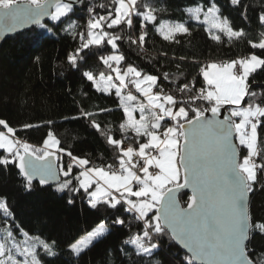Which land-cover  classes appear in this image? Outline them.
<instances>
[{"label": "snow or ice", "instance_id": "1", "mask_svg": "<svg viewBox=\"0 0 264 264\" xmlns=\"http://www.w3.org/2000/svg\"><path fill=\"white\" fill-rule=\"evenodd\" d=\"M112 2L115 5L114 13L88 20L87 41L77 53L68 57L73 66L77 65L79 51L92 45L99 47L106 37L107 43L113 49L117 48L116 41L121 37L110 36L104 31L105 26L108 29L121 25L132 28L133 16L142 18L141 29L145 27L144 22L156 21L154 9L150 6L144 12L139 11L138 0ZM73 3L74 0L67 3L63 0H26L27 6L21 8V0H0L2 17L9 22L3 31L13 32L27 23L39 24L44 16L60 21L73 12ZM231 3L240 5L241 0H231ZM49 8L54 11L49 12ZM188 11L196 20L203 13V23L209 24L210 30L225 33L229 39H239L245 35L243 30H234L227 18L221 17L215 5L208 7L207 11L199 6ZM259 19L264 25V15ZM69 26H74V23L70 22ZM157 31L165 40H174L178 34H188L189 28L183 23H161ZM146 35V32H142L138 37L141 45ZM261 37L258 43L248 41L252 48L264 50V33H261ZM211 38L220 41L218 35L213 34ZM132 43L137 41L132 40ZM101 58L109 68H112L111 62L119 64L124 60L123 55ZM258 69H264V58L255 53L219 65L211 63L201 69L206 88L192 94L194 85L184 83L178 89L188 93L187 100L167 94L163 88L153 91L158 85V77L143 75L131 65L123 72L119 67L112 68L119 86L112 83L111 76L105 78L102 75L100 81L106 80L102 87V83L97 82L91 73H85L98 91L109 93L111 88L116 89L115 95L120 98L127 117L121 128L133 133L136 138H143L144 142L137 139L138 148L125 147L123 140L108 137V142L119 150L118 170H112V165L89 168L87 165L90 161L68 152L71 160L67 169L61 168V171L64 176L71 177L73 164L84 169L75 177L79 186H73L72 180L66 179L58 184L56 190L78 193L83 189L91 197L90 206L94 209L99 203L111 208L126 205L125 211L135 213L134 219L143 222L142 234L125 241L126 244H134L136 254L141 257H153L160 247V239L168 236L190 253L185 256L186 264H264V257L258 261L250 259L246 244L254 233L264 234V222H254L250 213V194L257 190L256 186L260 183L258 173L264 175V149L258 147L257 131L264 124V104L252 102L251 98L257 93L250 90L249 83V77ZM164 78L167 80L168 75L165 74ZM128 83L147 103L141 102L138 108L133 107L137 96L131 93L122 95V88L127 87ZM246 97L249 98L247 106L241 107ZM196 101H205L208 107L202 110L199 104H195ZM226 105L232 106L230 115L219 119L221 108ZM137 110L140 113L138 119L134 116ZM208 111L212 119L206 118ZM235 118H239L238 122ZM92 123L99 131L100 125L95 121ZM0 125L13 137L0 132V149H4L10 157L0 159V165L16 163L26 181L24 186L27 191L32 190L36 178L41 186L48 184L56 175L51 158L54 155L52 149L61 151L59 141L49 133L43 148H35L16 139L14 129L5 121L0 120ZM24 127L31 128L33 125ZM234 134L239 145L247 150L242 162L237 146L233 144ZM93 185L96 186L95 190L89 192ZM183 188L191 189L187 208H181L177 198ZM68 202L73 201L70 199ZM0 212L5 218L14 216L6 198H0ZM114 223L124 224V220L116 218ZM2 232L0 264H42L36 251L37 245L47 255H56L52 246L39 237H29L27 232H23L25 239L21 245L10 228ZM105 232V225L101 223L87 234L86 239L81 238L70 245L71 252L79 257ZM17 256L23 257V260H18Z\"/></svg>", "mask_w": 264, "mask_h": 264}, {"label": "trees", "instance_id": "2", "mask_svg": "<svg viewBox=\"0 0 264 264\" xmlns=\"http://www.w3.org/2000/svg\"><path fill=\"white\" fill-rule=\"evenodd\" d=\"M212 5L234 30H243L245 35L229 39L223 32H213L220 36L218 42L211 38V32L201 22L190 19L189 9L199 6L206 11ZM149 6L154 9L155 23L144 22L145 27L141 29L142 18L133 16L132 28L121 25L108 29L105 26L104 31L110 36L121 37L116 41L117 48L113 49L106 37L99 47L92 45L79 51L76 66L69 63L68 57L77 53L87 41L88 20L114 13L112 0H81L68 17L57 22L49 20L9 37L0 48V120L14 129L15 138L41 148L51 133L61 149L54 157L59 160L62 156L59 166L64 169L70 159L68 152L90 161L87 167L118 163L119 151L108 142V137L123 140L134 148H138L137 139L144 141L121 128L126 118L115 93L98 91L86 79L85 73L95 77L108 75L101 57L115 53L123 55L124 60L118 65L121 70L131 65L143 75L157 76L155 90L163 88L165 93L184 100L188 93L178 91L184 83L194 85L192 94L206 87L201 74L205 64L230 62L253 53L264 58V50L254 49L248 42L258 43L262 39L264 25L259 18L264 15V0H241L240 5H233L231 0H138L139 11L144 12ZM70 22L74 26L70 27ZM161 23H183L189 33L165 40L157 31ZM142 32L147 35L141 45L138 37ZM249 83L250 90L257 93L251 98L252 102L264 104V69L253 73ZM248 100L246 97L242 102L243 107ZM195 104L202 110L208 107L205 101ZM221 109L229 116L230 106ZM93 121L100 125L99 131L93 127ZM29 124L33 127H24ZM257 131L258 147L264 149V124ZM236 145L242 162L247 150L237 142ZM5 157L1 151L0 159ZM79 171L78 166L72 165V176L61 174L59 183L71 179L72 185L78 187L75 177ZM258 180L257 190L250 194V213L254 222H264V187L260 186L264 185V175L258 173ZM25 183L16 163L0 165V198H6L14 213L8 219V227L16 235L27 232L29 237L50 242L56 253L51 256L39 251L42 264H149V261L151 264H186V255L168 236L160 239V247L153 257L137 255L135 245L125 241L141 235L143 223L127 213L123 204L111 208L99 203L94 209L83 189L78 193H61L56 190L59 183L49 187L34 181L32 190L27 191ZM70 199L72 203L68 202ZM187 199L186 193L178 198L183 207ZM116 218L124 220V224L114 223ZM102 222L110 230L79 257L72 253L70 245ZM247 246L253 261L264 257V234L254 233Z\"/></svg>", "mask_w": 264, "mask_h": 264}, {"label": "rangeland", "instance_id": "3", "mask_svg": "<svg viewBox=\"0 0 264 264\" xmlns=\"http://www.w3.org/2000/svg\"><path fill=\"white\" fill-rule=\"evenodd\" d=\"M21 2H23V3H26V0H21ZM53 11H54V9H53ZM205 11V10H204ZM207 11V10H206ZM190 15V14H189ZM190 19L192 20V21H195V22H201L204 26H205V28L209 31V32H211V34L213 35V32H219V30H216V29H211L210 30V25L209 24H206V23H203V19H204V16H203V13H201V16H200V19L199 20H196V19H194V18H192L191 16H190ZM49 20H51V21H53L52 19H51V17L49 18ZM53 22H57V21H53ZM215 35V34H214ZM109 55H119V54H117V53H115V54H109ZM108 56V55H107ZM106 56V57H107ZM239 60V59H238ZM111 63H115V62H111ZM120 63V62H119ZM212 63H215V62H212ZM211 64V63H210ZM216 64H218V63H216ZM118 65L119 64H116V66H115V68L116 67H118ZM207 65H209V64H205L202 68H206L207 67ZM219 65V64H218ZM106 72L108 73V75H105L104 77L105 78H107L108 76H111L112 78H113V80H112V83L113 84H116L117 86H119V81L118 80H116V73L113 71H111L109 68H108V65H106ZM127 68V67H126ZM126 69H123V70H121L122 72L123 71H125ZM201 74H202V72H201ZM94 78H95V80L97 81V82H101L100 81V78H98V77H95L94 76ZM130 79V78H129ZM92 82V81H91ZM203 82H204V80H203ZM102 83V87L106 84V80L104 81V82H101ZM92 84H93V87H94V89H96L97 90V88H96V85L92 82ZM128 85H131L132 86V88H134V86L131 84V83H128ZM204 85H206V83L204 82ZM206 87H207V85H206ZM205 87V88H206ZM127 88L128 87H123L122 88V95H127V94H129L128 93V91H127ZM125 90L127 91V93H125ZM134 90L136 91V89L134 88ZM114 92L115 93V91H116V89L115 88H111L110 89V92L109 93H111V92ZM153 91H154V89H153ZM101 92H103V91H101ZM137 92V91H136ZM103 93H105L106 94V92H103ZM138 93V92H137ZM119 98V97H118ZM120 99V98H119ZM141 102H143V103H147V101H146V99L140 94V93H138V96H137V101H135V102H133V107H137L138 108V105H139V103H141ZM226 106H228V105H226ZM120 107H121V109L123 110V106H122V104H121V101H120ZM230 107H232V106H230ZM241 107H243L242 105H241ZM137 113L140 115V113H139V111L137 110L136 112H134V116L138 119L139 117L137 116ZM229 115H230V113H229ZM125 118H126V120H127V117L125 116ZM235 119H237V122H238V119L239 118H235ZM0 126H2V125H0ZM0 132H3V133H5L6 135H9V137L10 138H13L12 136H11V134H8L7 133V129H5L3 126H2V128L0 129ZM236 137V136H235ZM236 142H237V144H239V141H238V139L236 138ZM43 148V144H42V147H41V149ZM55 150L56 149H52V151L53 152H55ZM1 151H4V154L6 155V157H8V153L4 150V149H0V152ZM119 151V150H118ZM56 152H57V150H56ZM56 154H58V153H55L53 156H55ZM5 157V158H6ZM8 158H10V157H8ZM70 160H71V158L70 159H68V161L70 162ZM114 164H118V163H114ZM66 166H68V162H67V164H66ZM77 166V165H76ZM61 168H63V166H61ZM61 168L59 167V170H61ZM78 168L80 169V171L78 172V175H79V173L81 172V171H83L84 169H82L81 167H79L78 166ZM89 168H92V167H89ZM64 169V168H63ZM62 174H63V172H62ZM79 186V185H78ZM95 185H93V187L92 188H90L89 189V192H91V191H94L95 190ZM87 195H88V193H87ZM88 197L90 198V200H91V197L88 195ZM133 199H135V198H133ZM124 206H126V205H124ZM127 207V206H126ZM130 214L131 215H134L135 216V213H131L130 212ZM149 215H150V213H149ZM8 219L9 218H5L4 217V215H3V213L2 212H0V222L1 221H3L4 222V225H0V237H2V235H3V232H2V230L3 229H5V228H9L8 226L10 225V222H8ZM141 223H143L142 221H140ZM103 223V222H102ZM104 224V223H103ZM100 225V224H99ZM99 225H97V226H95L94 228H92V230L90 231V232H92L93 230H95V229H97L98 228V226ZM105 225V224H104ZM105 228H106V232H105V234L110 230L109 228H108V226H106L105 225ZM89 232V233H90ZM22 233L23 232H21L19 235H16V234H14L13 233V235H14V237H15V239H16V241L18 242V243H20L21 245H23V241H24V236L22 235ZM88 234V233H87ZM87 234H85V235H83V236H80V238L79 239H77L76 240V242L77 241H79L81 238H87ZM101 239V238H100ZM44 241V240H43ZM96 241H98V240H96ZM96 241H93V243L94 242H96ZM30 242H34V241H30ZM45 242V241H44ZM46 243H48V244H50L51 245V243L50 242H46ZM75 243V242H74ZM92 243V244H93ZM52 246V245H51ZM91 246V245H90ZM89 246V247H90ZM88 247V248H89ZM70 249V248H69ZM36 251L37 252H39V251H42V252H44V250H43V248L42 247H39L38 245H37V247H36ZM52 251H53V248H52ZM45 253V252H44ZM18 260H23V257H21V256H17L16 257Z\"/></svg>", "mask_w": 264, "mask_h": 264}, {"label": "water", "instance_id": "4", "mask_svg": "<svg viewBox=\"0 0 264 264\" xmlns=\"http://www.w3.org/2000/svg\"><path fill=\"white\" fill-rule=\"evenodd\" d=\"M63 2L67 3V2H71V0H63ZM81 0H74V3H73V7H77L79 6ZM21 8H24L26 5V3H21L20 4ZM49 12H52L53 9L49 8L48 9ZM2 12L3 10H0V48L2 47V45L7 41V39L9 37H12L14 35H16L18 32H21V31H24V30H28V28H31V27H34V26H37L38 24H33V23H27L26 25H24L23 27L13 31V32H8V33H4L3 29L4 27L9 23L7 20H5L3 17H2ZM49 18L50 16H44L40 19L39 21V24H44L46 23L47 21H49ZM205 116L207 119H212V114L210 111L206 112L205 113ZM228 116L225 109H221V115L219 117V119H224V117ZM233 144L236 145V137H235V134L233 135ZM181 144H183V138H181ZM237 146V145H236ZM237 150L239 151V148H237ZM51 161H52V164H53V167H54V170H55V177L50 179L49 183L46 184V185H43V186H49V187H53V186H56L57 183H59L60 181V177H59V162L60 160H57L56 157H52L51 158ZM18 167V166H17ZM183 174V173H182ZM24 178V177H23ZM34 181H38L39 182V179L36 178L33 180ZM188 194V199L186 201V206H182L180 203V207L181 208H187V204L190 202V196H191V189L190 188H183L181 189L179 192H178V196L177 198H179V196L181 194ZM173 243L175 244L176 247H179V249L185 254V255H190V253H187V250L184 249L181 245H179L178 243H176L175 241H173ZM246 244L248 245V241L246 242Z\"/></svg>", "mask_w": 264, "mask_h": 264}, {"label": "built area", "instance_id": "5", "mask_svg": "<svg viewBox=\"0 0 264 264\" xmlns=\"http://www.w3.org/2000/svg\"><path fill=\"white\" fill-rule=\"evenodd\" d=\"M235 60H238V59H235ZM234 61V60H233ZM223 63H227V62H222L221 64H223ZM115 66H116V63H112V68H115ZM108 68H109V66H108ZM112 68H109L112 72H113V70H112ZM127 91L129 92V93H131L132 95H135V96H137V92L134 90V88H132V86L131 85H127ZM154 91H156L155 89H154ZM124 146L125 147H127V146H129L126 142H124ZM134 159H136L135 157H134ZM107 165H112L113 166V168H112V170H118V168H119V165L118 164H114V163H109V164H107ZM106 166V165H105ZM150 171H151V169H150ZM139 174V173H138ZM127 213H129L130 214V212H127Z\"/></svg>", "mask_w": 264, "mask_h": 264}, {"label": "crops", "instance_id": "6", "mask_svg": "<svg viewBox=\"0 0 264 264\" xmlns=\"http://www.w3.org/2000/svg\"><path fill=\"white\" fill-rule=\"evenodd\" d=\"M85 77H86V75H85ZM97 77L100 78L101 76H97ZM86 79H87V77H86ZM125 93H127L126 90H125ZM128 93H129V92H128ZM137 94H138V93H137ZM137 116L139 117V114H138V113H137ZM53 153L55 154V153H58V152H56V150H55V152H53ZM58 156H59V155H58ZM58 159H59V160L62 159V156H59ZM68 165H69V161H68ZM73 165H75V164H73ZM66 169H67V168H66ZM66 169H65V170H66Z\"/></svg>", "mask_w": 264, "mask_h": 264}]
</instances>
